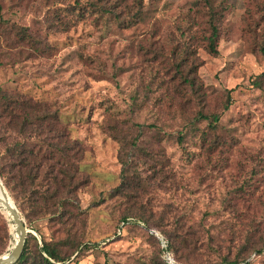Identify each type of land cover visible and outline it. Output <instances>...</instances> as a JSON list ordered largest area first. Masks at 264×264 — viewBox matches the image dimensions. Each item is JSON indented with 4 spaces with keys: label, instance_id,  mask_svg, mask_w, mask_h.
Wrapping results in <instances>:
<instances>
[{
    "label": "rangeland",
    "instance_id": "374dc122",
    "mask_svg": "<svg viewBox=\"0 0 264 264\" xmlns=\"http://www.w3.org/2000/svg\"><path fill=\"white\" fill-rule=\"evenodd\" d=\"M0 84L57 113L37 132L0 109V155L35 153L41 192L77 174L32 220L0 174L32 254L46 237L68 264H264V0H0ZM13 230L0 206V254Z\"/></svg>",
    "mask_w": 264,
    "mask_h": 264
},
{
    "label": "trees",
    "instance_id": "16d2710c",
    "mask_svg": "<svg viewBox=\"0 0 264 264\" xmlns=\"http://www.w3.org/2000/svg\"><path fill=\"white\" fill-rule=\"evenodd\" d=\"M21 30L22 36L30 34L26 30V27H22ZM218 31L217 25H213V31L209 35V48L212 52H218ZM44 105L46 106V104H43L39 100H35L15 90L5 88L0 84V109L4 114L10 117L12 122L13 117H15L18 112H22V119L16 121V123L19 124L21 122L20 125L21 128L23 127L24 131H26L28 126H32L31 124L37 122L38 126L36 127V131L41 132L44 119L48 118V116H57L56 111H53V113L48 112L50 110L48 108V111L44 113L45 115H42V112L39 114L38 110H40V108L43 110ZM228 106L229 101L226 102L225 107ZM201 116L203 118H211V121L215 122L219 120L220 114L212 113L209 115L201 113ZM49 129L55 132L58 137L66 138L67 136L66 130L58 125H50ZM183 138L184 133L180 132L178 139L182 141ZM9 146L8 150L3 151L0 155V174L4 177L6 185L14 191L17 199L21 200L20 202H22V205L20 204L19 207L25 215L32 220L33 216L47 210L52 205H57L64 209V207L72 201L71 194L76 190L77 182L74 183L77 176L76 171H71V169L68 168L54 170L50 176L52 185H49L45 192H41L36 188L31 189L30 185L34 184L35 179L38 178L40 174L41 159L36 158V154L31 151L27 152L28 154H24L26 151L16 144ZM74 149L75 146L73 142L67 139L63 150L68 152ZM123 162L122 177L125 179L127 176V166L126 161ZM70 181L73 183H70ZM125 222L126 220L124 219L123 223ZM30 235L33 236L38 243L37 236L33 233ZM30 235L27 236L21 257L13 264H22L29 260H33L39 264H68L66 259H68L71 254L63 253L57 241L47 239L46 237H42L41 245L38 244V253L32 254L30 250ZM226 262L237 264L240 261L237 259H226Z\"/></svg>",
    "mask_w": 264,
    "mask_h": 264
},
{
    "label": "water",
    "instance_id": "95a60500",
    "mask_svg": "<svg viewBox=\"0 0 264 264\" xmlns=\"http://www.w3.org/2000/svg\"><path fill=\"white\" fill-rule=\"evenodd\" d=\"M0 191V202H3L6 209L10 212V218L12 220V223L16 225V230L19 233L18 239L11 246L8 253L0 254V264H13L21 257L23 253L29 228L27 226L24 216L22 215V212L16 205L14 199L10 198V193L8 192V189L4 184V181L1 176Z\"/></svg>",
    "mask_w": 264,
    "mask_h": 264
},
{
    "label": "bare ground",
    "instance_id": "6f19581e",
    "mask_svg": "<svg viewBox=\"0 0 264 264\" xmlns=\"http://www.w3.org/2000/svg\"><path fill=\"white\" fill-rule=\"evenodd\" d=\"M1 193V191H0ZM10 198L12 199L11 195ZM0 206L6 211V213L10 216V212L6 209L5 205L3 202H0ZM12 225L14 226V239H13V244L16 242V240L18 239L19 233L16 230V225L14 223H12ZM8 252H5L4 254H7Z\"/></svg>",
    "mask_w": 264,
    "mask_h": 264
},
{
    "label": "clouds",
    "instance_id": "9594fccd",
    "mask_svg": "<svg viewBox=\"0 0 264 264\" xmlns=\"http://www.w3.org/2000/svg\"><path fill=\"white\" fill-rule=\"evenodd\" d=\"M170 264H174V262H170Z\"/></svg>",
    "mask_w": 264,
    "mask_h": 264
}]
</instances>
